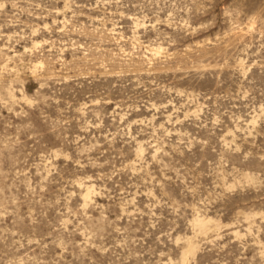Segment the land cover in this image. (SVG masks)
<instances>
[{"label": "rangeland", "instance_id": "rangeland-1", "mask_svg": "<svg viewBox=\"0 0 264 264\" xmlns=\"http://www.w3.org/2000/svg\"><path fill=\"white\" fill-rule=\"evenodd\" d=\"M0 264H264V0H0Z\"/></svg>", "mask_w": 264, "mask_h": 264}]
</instances>
